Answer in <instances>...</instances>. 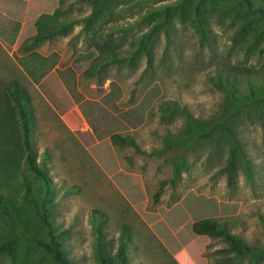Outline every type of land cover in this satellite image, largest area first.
<instances>
[{
  "label": "rangeland",
  "instance_id": "rangeland-1",
  "mask_svg": "<svg viewBox=\"0 0 264 264\" xmlns=\"http://www.w3.org/2000/svg\"><path fill=\"white\" fill-rule=\"evenodd\" d=\"M174 1L109 0L84 27L83 18L96 4L91 0H0V15L22 14L16 43L10 46L0 37V105L5 103L3 89L15 80L30 94L36 115V158L41 162L45 154L49 155V174L55 188L50 215L63 231L60 239L72 264H97L94 211L106 215L105 235L111 252L118 247L122 227L129 226L131 264H221L226 259L227 264H254L248 256L234 257L222 237L193 234L191 224L202 218L226 224L250 245H264V114L251 108L231 120L252 162L253 179L249 183L240 165L229 180L225 169L229 147L222 138L205 139L187 150L169 144L165 136L184 128L186 120L179 113L162 116L160 108L163 101L170 100L185 105L196 118L220 114L225 94L211 78L218 69L227 67L262 69L264 56L239 50L231 40V28L217 23H212L205 46L191 25L178 21L172 25L170 43L163 32L144 37L156 22L147 16L150 8ZM59 6L69 18H76V23L66 33L27 49L37 32V18ZM97 41L113 45L124 61L110 63L99 73L86 72L90 62L76 66L75 58L93 49ZM33 50L44 55L56 51L60 55L57 68L74 67L76 88L84 100L102 103L110 82L115 81L121 90L117 103L126 110L137 106L147 91L158 85L160 94L145 111L143 122L136 128L120 130L133 137L144 152L115 144L107 135L101 155L94 154L77 134V130L89 129L91 110L81 100L63 114L56 111L16 58ZM104 106L112 115L117 113L110 105ZM178 155L184 157L182 166L175 162ZM26 174L32 192L38 193L40 185L29 171ZM14 201L28 226L43 233L31 206L20 199ZM178 206L187 210L188 218L172 230L176 233L183 228L189 242L172 253L153 224L177 217ZM227 206L236 209L225 213ZM19 248L15 249L19 261L24 253L40 264L51 263L36 245ZM9 263L8 256L0 257V264ZM256 264H264V260Z\"/></svg>",
  "mask_w": 264,
  "mask_h": 264
},
{
  "label": "trees",
  "instance_id": "trees-1",
  "mask_svg": "<svg viewBox=\"0 0 264 264\" xmlns=\"http://www.w3.org/2000/svg\"><path fill=\"white\" fill-rule=\"evenodd\" d=\"M19 1V0H17ZM95 2L94 10L83 18L86 27L109 0H91ZM24 4L25 2H16ZM148 18H156V22L143 34L150 37L163 32L170 43V32L174 21L191 25L198 33L202 46L209 43L212 33V23L231 28V40L239 50L264 56V0H176L161 6L150 8ZM2 18V19H1ZM76 18H69L61 6L52 13H42L37 20L36 34L30 38L27 49L54 36L66 33L76 23ZM22 28V14L12 13L11 16L0 15V37L10 46L18 39ZM22 69L36 83L60 114L85 101L91 110L89 129L77 130V134L86 142L94 154L101 155L102 147L109 140L122 146H132L137 152H144L137 141L120 133V130L138 127L144 120L145 111L153 104L160 94L158 85L152 86L137 106L122 110L117 101L121 90L115 81L110 82V90L103 97L102 103L84 100L76 88V70L67 67L57 68L60 59L58 52L44 55L33 50L23 56H17ZM124 58L110 44L94 42V48L80 53L75 58L76 66L91 63L87 73L97 72L110 63H121ZM212 82L225 94V102L220 114L208 119L196 118L185 105L175 101H163L160 104L162 116L181 114L185 120L184 128L174 134L165 136L167 142L187 150L205 139L222 138L229 147L228 161L225 169L228 178L233 179L234 172L240 165L249 183H252V162L246 148L231 120L240 113L251 108L264 114V66L262 69L250 67H227L218 69ZM4 104L0 105V227L3 235L0 237V257L8 256L9 264H40L21 255V261L16 255L17 248L36 245L43 249L45 256L50 258L49 264H72L65 246L60 239L63 232L58 230L51 218V198L55 192L49 174V155L45 154L42 161L36 158L33 131L36 115L27 89L18 81H13L3 89ZM81 101V102H82ZM110 105L115 115L105 106ZM108 122V123H106ZM178 166L184 163V157L178 155L175 160ZM26 171H29L38 185L39 192L33 193L31 182ZM33 182V181H32ZM21 191V192H20ZM159 195V192L158 194ZM20 199L29 204L40 222L43 233L38 234L30 228L14 207ZM225 206V205H224ZM227 206L225 213L234 212L236 206ZM179 215L174 219L160 220L153 224L156 232L163 238L172 253H177L189 242L183 228L177 229L188 218L187 210L178 206ZM175 220V221H174ZM94 225V248L97 264H131L128 250L131 243L130 228L122 227L115 252L108 248L105 225L106 215L100 211L92 214ZM193 234L222 237L228 242L234 257L248 256L256 264L264 260V245L254 246L240 235L233 233L226 224H220L212 219H197L191 224ZM19 248V249H20ZM23 252V251H22ZM227 259L221 264H227Z\"/></svg>",
  "mask_w": 264,
  "mask_h": 264
}]
</instances>
